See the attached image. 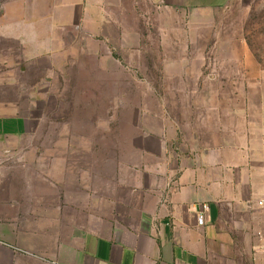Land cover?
I'll use <instances>...</instances> for the list:
<instances>
[{"label": "crops", "instance_id": "crops-1", "mask_svg": "<svg viewBox=\"0 0 264 264\" xmlns=\"http://www.w3.org/2000/svg\"><path fill=\"white\" fill-rule=\"evenodd\" d=\"M232 1H10L16 14L0 17V49H30L40 73L56 56L85 57L79 71L88 56L113 71L101 63L110 60L129 80L113 86L146 89L143 143L132 144L143 159L104 191L97 171L88 181L85 161L73 181L75 145L48 146L64 154L44 158L43 145L25 139L24 116L7 107L23 97L22 70L0 56V246L10 264H264V67L249 62L241 38L220 48L216 18L206 16ZM45 160L48 178L24 176Z\"/></svg>", "mask_w": 264, "mask_h": 264}, {"label": "rangeland", "instance_id": "rangeland-1", "mask_svg": "<svg viewBox=\"0 0 264 264\" xmlns=\"http://www.w3.org/2000/svg\"><path fill=\"white\" fill-rule=\"evenodd\" d=\"M10 1L12 0H0V17L7 11L16 14L15 6L12 8ZM6 3H9L8 8ZM26 9L29 14V8ZM26 14L25 10L23 16ZM31 14L32 12L29 15ZM178 16L183 18L182 29L190 31L187 18L189 14L180 13ZM206 16L216 18L213 28L214 31L222 33L223 43L220 48L237 47L239 44H235L232 39L241 38L253 52L249 62L264 67V0H233L226 8ZM7 42L15 43L12 40ZM1 55L8 58L9 68L10 65L14 67L17 64L22 70L20 75L24 81L23 97L19 98L20 103H9L7 107L9 110H18V113L21 111L29 134L25 139L29 138L28 142L43 145L38 154L44 158L52 154L63 155L64 153H58L60 151H54L55 149L48 146L75 145L76 151L72 153V161L76 163L73 167L76 166L79 174L73 176V181L77 183L80 180L79 163L85 161L84 170L88 181L96 183L95 179L90 178L92 179L97 171V175L102 177L104 191L110 190L115 184L113 178L118 175V170L121 175H130L128 164L143 159L140 152L132 149V144L143 143L142 137L139 136L143 126L138 106L146 91L144 87L113 86L117 85L116 83L127 84L128 75L116 71V66L110 60L101 63L110 69L113 68V71L97 70L95 56H88V70L82 71H79V66L84 65L85 57L56 56L55 65L45 63V70L40 73L36 65L30 63L33 59L28 48L18 46L17 49L12 48L11 52L0 49ZM143 58L139 57V60L142 61ZM125 59L129 61L133 57L126 56ZM134 60V64L138 65V58ZM50 67H54V70H50ZM131 74L133 79H143L142 72ZM36 130L37 133L33 137L30 136V131L35 133ZM82 146L87 150L83 148L80 151ZM45 161L43 166L29 163L23 169L24 176L40 174L48 178L46 170L49 163ZM57 166L56 174L62 176L63 161L57 162ZM0 259V264H10L9 261L13 260L1 246Z\"/></svg>", "mask_w": 264, "mask_h": 264}, {"label": "built area", "instance_id": "built-area-1", "mask_svg": "<svg viewBox=\"0 0 264 264\" xmlns=\"http://www.w3.org/2000/svg\"><path fill=\"white\" fill-rule=\"evenodd\" d=\"M259 205L264 209V197L259 200ZM209 210V207L206 203H202L199 205V212H198V224L204 225L205 224V214ZM259 237L264 239V226L263 229L258 233Z\"/></svg>", "mask_w": 264, "mask_h": 264}]
</instances>
